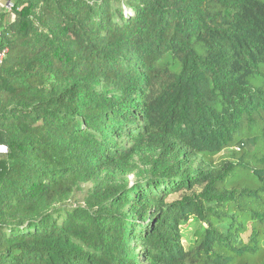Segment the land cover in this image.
Listing matches in <instances>:
<instances>
[{"label":"trees","instance_id":"16d2710c","mask_svg":"<svg viewBox=\"0 0 264 264\" xmlns=\"http://www.w3.org/2000/svg\"><path fill=\"white\" fill-rule=\"evenodd\" d=\"M0 32V264H264V0H14Z\"/></svg>","mask_w":264,"mask_h":264},{"label":"rangeland","instance_id":"374dc122","mask_svg":"<svg viewBox=\"0 0 264 264\" xmlns=\"http://www.w3.org/2000/svg\"><path fill=\"white\" fill-rule=\"evenodd\" d=\"M235 149V147L232 148H228L226 149V153H231V151ZM1 151H5L4 148L0 149ZM135 161H137V163H140L142 165V161L138 158H135ZM129 177L134 178V173L130 172L127 174ZM90 186V184H86L84 185V188L82 189V191L79 192V195L82 197L84 195V193L86 192L87 188ZM180 195L176 194L171 196L169 199H177L179 198ZM200 227V222L198 221V219L196 217H192L188 220V222L183 223L182 224V233H183V244L187 247L190 243V241H192L195 237V232L197 231V229H199Z\"/></svg>","mask_w":264,"mask_h":264},{"label":"built area","instance_id":"2783aa9c","mask_svg":"<svg viewBox=\"0 0 264 264\" xmlns=\"http://www.w3.org/2000/svg\"><path fill=\"white\" fill-rule=\"evenodd\" d=\"M13 2L14 0H5L4 2L0 1V10H2V8H6L7 10H10L12 8ZM0 40H1V32H0ZM7 55H8V48L2 46L0 42V69L5 62ZM1 148H4V147H0V149Z\"/></svg>","mask_w":264,"mask_h":264}]
</instances>
